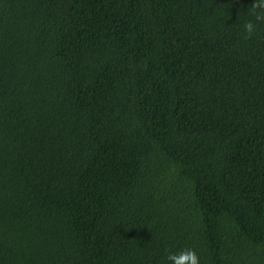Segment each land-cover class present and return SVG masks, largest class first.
Listing matches in <instances>:
<instances>
[{"label": "trees", "instance_id": "obj_1", "mask_svg": "<svg viewBox=\"0 0 264 264\" xmlns=\"http://www.w3.org/2000/svg\"><path fill=\"white\" fill-rule=\"evenodd\" d=\"M187 248L264 264L258 0H0V264Z\"/></svg>", "mask_w": 264, "mask_h": 264}, {"label": "clouds", "instance_id": "obj_2", "mask_svg": "<svg viewBox=\"0 0 264 264\" xmlns=\"http://www.w3.org/2000/svg\"><path fill=\"white\" fill-rule=\"evenodd\" d=\"M258 6L264 9V0H258ZM256 18H260L258 13ZM243 28L245 33L250 36L254 31V23L251 20L246 21ZM165 264H200V259L193 249L187 248L177 252H169L165 258Z\"/></svg>", "mask_w": 264, "mask_h": 264}]
</instances>
